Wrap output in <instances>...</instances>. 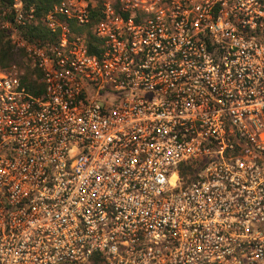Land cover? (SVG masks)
<instances>
[{
  "label": "built area",
  "instance_id": "built-area-1",
  "mask_svg": "<svg viewBox=\"0 0 264 264\" xmlns=\"http://www.w3.org/2000/svg\"><path fill=\"white\" fill-rule=\"evenodd\" d=\"M36 23L0 8L42 85L0 70V264H264V0H61L51 40Z\"/></svg>",
  "mask_w": 264,
  "mask_h": 264
},
{
  "label": "trees",
  "instance_id": "trees-1",
  "mask_svg": "<svg viewBox=\"0 0 264 264\" xmlns=\"http://www.w3.org/2000/svg\"><path fill=\"white\" fill-rule=\"evenodd\" d=\"M18 1L22 3L24 10L28 11L29 9H33L37 22L36 24L27 26L23 30L22 35L24 38L28 40H33L36 38L41 40H51L52 37L50 33L41 25V19L53 7V5L57 4L61 0ZM14 2L15 0H0V8L8 9L14 4ZM87 30L83 28L79 29L78 31L83 33ZM87 34L88 37H90L93 41L95 40L91 33L88 32ZM87 48L89 55L97 54L98 50L91 45V42H88ZM13 65L17 66L20 71L23 72V75L21 76V82L26 87L27 91H29L34 96H41L42 85L38 83L37 79L34 78V76L39 78L37 71L29 66L24 52L13 47L6 39L4 32L0 31V70H4Z\"/></svg>",
  "mask_w": 264,
  "mask_h": 264
}]
</instances>
